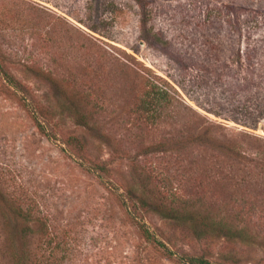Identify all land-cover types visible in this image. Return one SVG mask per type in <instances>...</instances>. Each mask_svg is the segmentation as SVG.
<instances>
[{"label":"rangeland","instance_id":"rangeland-1","mask_svg":"<svg viewBox=\"0 0 264 264\" xmlns=\"http://www.w3.org/2000/svg\"><path fill=\"white\" fill-rule=\"evenodd\" d=\"M148 73L204 116H145ZM263 84L264 0H0V181L44 214L59 264H264V173L218 147L225 134L264 150V117L237 120L253 119L238 111L246 99L264 114ZM128 189L146 197L134 212ZM201 219L233 231L201 234Z\"/></svg>","mask_w":264,"mask_h":264},{"label":"trees","instance_id":"trees-1","mask_svg":"<svg viewBox=\"0 0 264 264\" xmlns=\"http://www.w3.org/2000/svg\"><path fill=\"white\" fill-rule=\"evenodd\" d=\"M240 11V10H238ZM8 83L13 84L16 88H19V83L9 74L4 73ZM145 81V89L143 95L140 98V107L145 113V116L152 119L154 122L159 121L162 117L168 115V111H172L174 114L172 116H180L183 109L190 112L191 115L195 117H202V113L188 104L184 98L179 94L177 88H175L169 81L156 75V74H145L142 76ZM264 85V84H263ZM262 85V86H263ZM264 86L259 90V102L264 103ZM195 103L202 109L212 111L202 102L195 100ZM246 104L241 105V109L238 110L245 113L246 118L253 117L250 122H242V125L248 126L250 128H255L261 118L264 117L262 109L258 106L254 108V111L250 107L251 102L246 99ZM250 102V103H248ZM241 103V102H240ZM258 103V102H255ZM26 105V103H25ZM29 111L32 116L37 121L38 127L48 134L46 130V124L43 123L39 118L41 112L37 108L36 104L28 103ZM182 107V108H181ZM250 108V109H249ZM215 113V112H214ZM204 116V115H203ZM235 119V118H233ZM244 123V124H243ZM248 123L249 125H246ZM220 127V126H219ZM209 128H207V131ZM240 134L253 137L261 138L256 134H252L249 131L240 129ZM212 137V136H211ZM223 139H220V145L218 147L224 151L234 153L239 162H243L244 165L252 163L253 166H257L264 173V150L257 152L254 156H250L245 152L237 149L236 144L233 143L230 138L226 137L224 134ZM215 138V137H213ZM263 139V138H262ZM219 140V139H217ZM229 142V143H228ZM249 162V163H248ZM248 163V164H245ZM249 166V165H248ZM88 170H93L98 172L100 177L101 173L105 171V166L101 163H92L87 166ZM251 175V174H250ZM14 180V176H12ZM128 193L122 196V203L127 207V209H132L134 212L136 209L140 208L142 203H145L146 197L143 193L136 195L132 192V189ZM136 196V197H133ZM161 206V205H160ZM161 214L168 218L177 220V222H184L183 212H177L174 208L160 207ZM38 209H34L33 206L29 207L26 203L18 201V198L13 196V193L7 190V186L0 181V262L3 264H59L58 258L56 256V250L52 249L46 256L45 254V240L44 237L48 235V227L46 224V217L42 212H38ZM166 211V212H164ZM198 220L193 221L191 224L195 227ZM201 224L204 228L200 230L201 234L210 235L214 229H225L226 233L233 231L232 227L221 220L210 221V228H207V223L201 219ZM216 225V226H215ZM142 228V233L146 240L155 242L158 246L166 251L172 253L163 242L155 237V234L151 232L147 227ZM55 248V247H54ZM184 264H217L211 262L210 260L204 258L201 255H188L183 254L179 256Z\"/></svg>","mask_w":264,"mask_h":264}]
</instances>
